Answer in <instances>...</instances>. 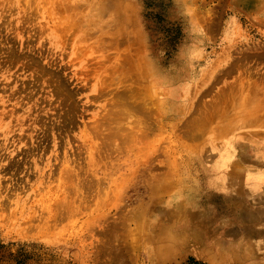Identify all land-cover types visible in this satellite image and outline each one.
<instances>
[{
    "label": "rangeland",
    "instance_id": "1",
    "mask_svg": "<svg viewBox=\"0 0 264 264\" xmlns=\"http://www.w3.org/2000/svg\"><path fill=\"white\" fill-rule=\"evenodd\" d=\"M0 0V242L55 264H264V0Z\"/></svg>",
    "mask_w": 264,
    "mask_h": 264
},
{
    "label": "trees",
    "instance_id": "2",
    "mask_svg": "<svg viewBox=\"0 0 264 264\" xmlns=\"http://www.w3.org/2000/svg\"><path fill=\"white\" fill-rule=\"evenodd\" d=\"M144 6L143 20L153 45L161 49L169 59L176 51L183 38L180 23L168 16L169 1L142 0ZM0 264H55L53 255L42 249L37 243L20 245L0 242ZM181 264H205L194 257H188Z\"/></svg>",
    "mask_w": 264,
    "mask_h": 264
}]
</instances>
